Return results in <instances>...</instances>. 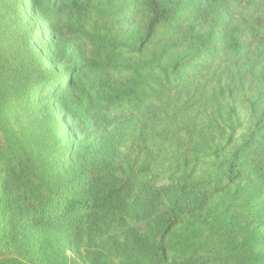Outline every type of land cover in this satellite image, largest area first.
Segmentation results:
<instances>
[{
    "label": "trees",
    "instance_id": "1",
    "mask_svg": "<svg viewBox=\"0 0 264 264\" xmlns=\"http://www.w3.org/2000/svg\"><path fill=\"white\" fill-rule=\"evenodd\" d=\"M29 1L82 60L31 62L6 105L33 96L75 117L72 134L124 133L106 172L68 169L69 143L45 164L1 129L0 235L16 212L105 237L55 264H264V0ZM0 264L30 263L0 236Z\"/></svg>",
    "mask_w": 264,
    "mask_h": 264
},
{
    "label": "rangeland",
    "instance_id": "2",
    "mask_svg": "<svg viewBox=\"0 0 264 264\" xmlns=\"http://www.w3.org/2000/svg\"><path fill=\"white\" fill-rule=\"evenodd\" d=\"M65 36L63 26L58 33H47L37 22L29 0H0V133L6 131V140L2 135L1 142H9L18 152L45 164L57 159L59 147L67 153L69 147L65 145L69 143L73 157L66 164L68 169L78 170L88 160L98 162L108 172L123 129H109L89 137L88 131L79 128L72 134L67 126L73 125L75 117L67 119L60 115L63 113L60 108L45 100L35 105L36 99L30 96L26 102L6 105L11 80L31 62L35 64L43 58L44 69L49 70L55 68L56 59L66 66L72 64L68 62L70 58L82 60ZM27 42L33 46L32 50L26 49ZM14 198L13 203L24 205L22 199ZM1 233L9 253L30 264L81 261L86 252L92 253V248L97 252L108 248L105 237L94 227H41L18 218L16 212Z\"/></svg>",
    "mask_w": 264,
    "mask_h": 264
}]
</instances>
